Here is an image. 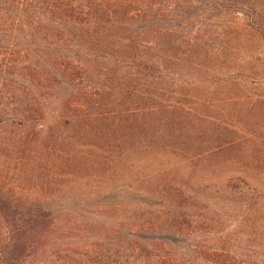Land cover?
Here are the masks:
<instances>
[{
	"label": "trees",
	"instance_id": "16d2710c",
	"mask_svg": "<svg viewBox=\"0 0 264 264\" xmlns=\"http://www.w3.org/2000/svg\"><path fill=\"white\" fill-rule=\"evenodd\" d=\"M221 10L217 0H0V152L6 157L0 160V264H27L28 250L34 257L55 250L45 264H264L251 241L242 249L190 239L201 219L183 204L189 196L178 185L171 186L160 224L131 226L84 223L73 217L78 213L70 222L71 210L55 214L42 203L44 194L5 188L9 160L13 172L41 165L63 167L70 176L92 165L98 150L103 161L112 159L123 144L109 142L115 131L122 138L138 132L146 146L179 136L187 114L177 112H185L183 103L170 93L177 83L186 86L185 67L209 54L192 30L195 20ZM134 74L144 82L148 104L139 121L127 114L128 89L121 84ZM96 140H106L104 150ZM257 226L263 237L264 220ZM87 229L92 241L72 239Z\"/></svg>",
	"mask_w": 264,
	"mask_h": 264
},
{
	"label": "rangeland",
	"instance_id": "374dc122",
	"mask_svg": "<svg viewBox=\"0 0 264 264\" xmlns=\"http://www.w3.org/2000/svg\"><path fill=\"white\" fill-rule=\"evenodd\" d=\"M217 3H222V10L213 12L210 20L199 16L192 29L205 43L207 58L185 67L186 86L177 83L178 91L170 93L172 101L183 103L180 108L185 112H177L187 114L182 135L146 146L138 132L122 138L115 131L109 142L123 144L112 159L103 161L98 150L92 165L70 176L63 174V167L46 170L41 165L34 171L13 172L14 162L9 160L3 173L6 190L32 197L44 194L42 203L55 214L71 210L66 217L70 222L69 216L78 213L73 217L84 223L131 226L160 224L174 196L171 186L178 185L189 196L183 204L201 219L190 239L202 245L233 243L242 249L251 241V249L263 255L264 246L256 249L255 244L264 242L257 233L264 220V0ZM124 80L127 114L139 121L148 105L144 82L137 74ZM111 82L118 90L119 83ZM121 95L120 100L125 93ZM105 141L96 140V146L101 144L104 150ZM4 156L0 152V160ZM131 195L151 204L127 203L124 197ZM202 218L210 222L201 225ZM94 235L88 229L77 230L72 239L92 241ZM55 252H44L50 256L45 259L28 250L27 264L42 259L45 264L56 258Z\"/></svg>",
	"mask_w": 264,
	"mask_h": 264
}]
</instances>
